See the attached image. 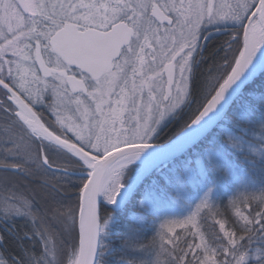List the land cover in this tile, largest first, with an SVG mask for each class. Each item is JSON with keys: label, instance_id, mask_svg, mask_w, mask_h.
I'll list each match as a JSON object with an SVG mask.
<instances>
[{"label": "snow or ice", "instance_id": "snow-or-ice-1", "mask_svg": "<svg viewBox=\"0 0 264 264\" xmlns=\"http://www.w3.org/2000/svg\"><path fill=\"white\" fill-rule=\"evenodd\" d=\"M0 113V264H264V0H0Z\"/></svg>", "mask_w": 264, "mask_h": 264}, {"label": "trees", "instance_id": "trees-1", "mask_svg": "<svg viewBox=\"0 0 264 264\" xmlns=\"http://www.w3.org/2000/svg\"><path fill=\"white\" fill-rule=\"evenodd\" d=\"M228 39H229V37L226 34H214V38L212 40L208 41V44L211 47L214 45H218L219 43H222ZM174 127H175L174 125H170L168 128H165V130L163 131V133H161V135L166 139L167 136H169L171 134V131L174 129ZM25 183H28V182H25ZM38 190L39 189H37V191ZM75 193H76L75 189H72L69 191V193L67 195L70 196L71 198L68 201H70L71 203L74 202L75 204H77ZM33 195H35V193H33ZM35 198L37 199V201H39L41 204H43V201L40 200V197L38 195ZM221 211L224 212L223 218L226 219L228 221V223L230 224L231 220H232V216L230 215V213L224 209H221ZM217 218H221V217H217ZM18 223H22V221H20ZM201 227H204L203 222H201ZM176 232H177V234H181L182 238L184 236H186V230L185 229H181V228L177 227ZM149 239H150V236H149ZM189 239H190V237H189ZM145 242H147V241H145ZM182 242H183V239L181 240V243ZM117 243H119V242H117ZM120 256H121V253L119 252V249H117L116 258L119 259Z\"/></svg>", "mask_w": 264, "mask_h": 264}, {"label": "flooded vegetation", "instance_id": "flooded-vegetation-1", "mask_svg": "<svg viewBox=\"0 0 264 264\" xmlns=\"http://www.w3.org/2000/svg\"><path fill=\"white\" fill-rule=\"evenodd\" d=\"M36 111L42 116L43 119H45L47 121H50L52 119V117L50 115H48V113L46 114L47 110L36 107Z\"/></svg>", "mask_w": 264, "mask_h": 264}, {"label": "rangeland", "instance_id": "rangeland-1", "mask_svg": "<svg viewBox=\"0 0 264 264\" xmlns=\"http://www.w3.org/2000/svg\"><path fill=\"white\" fill-rule=\"evenodd\" d=\"M228 37H229V36H228ZM229 39H230V37H229ZM37 107H38V108H42V109H45V110H46V105H45V106H43V107H42V106H39V105H37ZM73 107H74V106H73ZM47 113H48V111H46V114H47ZM0 115H3V114H2V113H0ZM48 115H49V113H48ZM164 130H165V129H164ZM164 130H163V131H164ZM165 132H166V131H165ZM165 132H164V133H165ZM162 133H163V132H162ZM36 200H37V199H36ZM67 203H69V204H70V205H71L73 208H75V207H76V204H75L74 202H72V203H71L70 201H67Z\"/></svg>", "mask_w": 264, "mask_h": 264}]
</instances>
